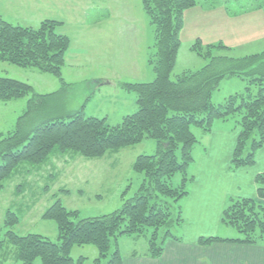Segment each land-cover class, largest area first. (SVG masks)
<instances>
[{
  "label": "trees",
  "instance_id": "1",
  "mask_svg": "<svg viewBox=\"0 0 264 264\" xmlns=\"http://www.w3.org/2000/svg\"><path fill=\"white\" fill-rule=\"evenodd\" d=\"M141 4L154 27L155 41L148 63L155 77L151 82L123 84L136 93L137 110L114 126L105 124L104 119L84 116L82 109L64 112L62 92L71 85L61 75L70 44L66 35L57 32L62 22L47 19L37 27H23L0 17V61L52 74L62 85L58 92L38 94L24 82L0 77V100L30 95L26 111L17 118L13 129L0 133V190L19 165L41 167L54 153L101 158L111 150L135 145L145 138L157 142L155 154L136 158L133 171L144 179L137 193L125 199L119 210L79 218L78 211L67 210L56 200L41 217L55 223L58 242L42 235L19 236L7 230L5 239L0 240V252L6 240L14 249V264H75L69 255L71 248L85 245L98 250V258L92 264H102L112 245L114 251L105 264H123L119 238L148 231V248L143 255L151 259L161 257L169 237L182 242L171 228L184 224L183 201L194 180L193 175H187L188 167L195 161L193 149L199 143L192 127L208 135L216 120L237 116L233 129L237 138L229 169L235 172L255 164V154L264 145V51L242 59L213 56L228 48L222 43L203 45L197 39L191 49L199 55L204 53L208 64L200 71L186 72L172 80L184 12L198 3L141 0ZM257 9L263 10L264 5L259 3ZM227 76L249 78L245 92L215 105L211 102L212 93ZM177 174L182 178L174 186L172 181ZM255 183L257 199L228 197L221 213L220 224L231 226L241 238L202 236L197 241L199 246L264 245V171L255 176ZM17 222L16 214L7 210L5 223L14 226Z\"/></svg>",
  "mask_w": 264,
  "mask_h": 264
},
{
  "label": "rangeland",
  "instance_id": "2",
  "mask_svg": "<svg viewBox=\"0 0 264 264\" xmlns=\"http://www.w3.org/2000/svg\"><path fill=\"white\" fill-rule=\"evenodd\" d=\"M196 1L197 9L221 6L215 13L211 12L220 23L217 41L213 44L222 43L228 50L215 52L213 56L242 59L264 51L263 28L256 26L255 30L254 27L259 22L256 13L264 17V9H257L259 3L264 5V0ZM0 14L5 21L23 27H37L47 19L62 21L57 32L66 35L70 44L61 75L71 85L62 92L64 112L82 109L86 117L104 119L109 126L117 125L124 116L137 110L136 93L125 89L123 84L151 82L155 77L148 63L155 41L154 27L141 0H0ZM207 19L210 20L209 15ZM203 30L212 31L206 26ZM192 43H181L171 72L172 80L186 72L200 71L208 64L209 58L193 51ZM0 77L24 82L38 94L58 92L62 87L52 74L2 61ZM248 81L244 76L223 78L213 91L211 102L219 105L233 94L244 93ZM29 98L30 95L0 100V133L13 129L17 118L26 111ZM237 120V116L216 120L213 129L232 130ZM192 131L199 143L193 149L195 161L188 167V176L195 175L209 138L199 128L192 127ZM156 149L157 142L145 138L135 145L111 150L101 158H84L69 152L54 153L41 167L22 163L0 190V240L5 239L7 230H12L19 236L36 234L58 242L55 223L41 217L56 200L67 210L78 211L79 218L119 210L125 199L137 193L144 179L142 174L133 171L136 158L153 155ZM181 178V174L174 177V186ZM7 210L17 216L14 226L5 223ZM149 232L120 237L118 244L123 256L143 255L148 248ZM171 233L183 237V226L171 228ZM218 235L241 238L228 225H221ZM114 248L112 245L102 264L108 261ZM1 252L0 264L15 263L14 249L6 240ZM69 255L75 264L80 258H84L81 264H92L98 258V250L92 245L73 246Z\"/></svg>",
  "mask_w": 264,
  "mask_h": 264
},
{
  "label": "crops",
  "instance_id": "3",
  "mask_svg": "<svg viewBox=\"0 0 264 264\" xmlns=\"http://www.w3.org/2000/svg\"><path fill=\"white\" fill-rule=\"evenodd\" d=\"M220 8L221 6H210L204 10L197 7L186 10L180 35L181 43H192L197 39L203 45L215 43L220 23L211 12L215 13ZM204 11H207L210 20ZM255 16L259 19L258 24H254L255 30L257 26L264 31V17L257 13ZM0 17L3 16L0 14ZM205 26L212 29L211 33L203 30ZM224 30L225 27L222 33ZM207 137V145L199 157L189 195L183 203L182 242L167 240L163 254L157 259L132 254L123 256V264H264V246L197 244L202 236L218 235L221 213L228 197L258 198L255 176L264 171V145L256 152L252 167L231 172L229 164L237 131L213 129Z\"/></svg>",
  "mask_w": 264,
  "mask_h": 264
}]
</instances>
